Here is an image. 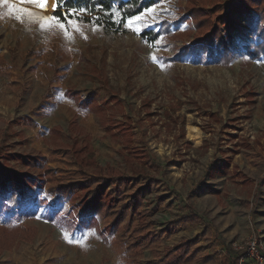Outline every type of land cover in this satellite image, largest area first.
Masks as SVG:
<instances>
[{
    "label": "rangeland",
    "instance_id": "1",
    "mask_svg": "<svg viewBox=\"0 0 264 264\" xmlns=\"http://www.w3.org/2000/svg\"><path fill=\"white\" fill-rule=\"evenodd\" d=\"M195 2L235 18L229 34L223 27L229 61L219 59L217 44L197 45L203 34L188 15ZM239 4L164 1L119 30L74 19L81 32L72 39L58 26L41 29L39 20L10 17L0 5V264H122L100 216L98 226L79 230L77 205L35 202L40 184L69 168L51 150L73 146H86L81 158L90 173L133 163L138 173L162 180L161 191L144 198L148 210L162 202L151 219L157 230L187 204L206 216L223 244L202 239L212 260L186 264H227L225 252H240L235 248L252 238L262 263L241 252L240 264H264V187H257L264 180V60L245 54L253 36ZM24 6L37 16L57 12L56 3L51 13ZM166 22L178 24L156 41L140 35ZM46 96L54 107H44ZM144 153L167 169L142 165L137 157ZM12 193L20 200L15 209L5 201ZM204 228L189 226L157 252L146 250L142 260L153 261Z\"/></svg>",
    "mask_w": 264,
    "mask_h": 264
},
{
    "label": "trees",
    "instance_id": "2",
    "mask_svg": "<svg viewBox=\"0 0 264 264\" xmlns=\"http://www.w3.org/2000/svg\"><path fill=\"white\" fill-rule=\"evenodd\" d=\"M173 2L175 0H47L45 11L51 13L56 3L57 12L54 16L61 21L66 15L75 10L70 18L94 23L97 26L119 30L128 21H134L151 8L162 2ZM239 15L245 19L246 25L250 28L253 36L252 43L244 47L245 54L251 60H264V0H239ZM113 12L120 23L112 19ZM189 17L195 22L196 29L203 35L198 39L197 45L212 47L218 45L223 49L219 59L229 61V38L224 33L223 27L227 25V33L233 29V18L231 15H219L211 9H206L195 2L188 11ZM178 23H163L160 30H141V36L149 42L156 41L161 33L170 32ZM187 52L183 53L184 57ZM46 109L54 107L55 103L46 96L44 101ZM120 131L128 130L121 126ZM86 146L78 148L73 146L65 150H51L53 156L64 159L68 169L56 170L48 182L40 184V193L35 198L36 203L46 204L53 208L61 207L69 202L73 206L81 208V214L75 215L74 225L79 230L87 229L92 223L99 225V216L103 220V234L119 254L122 264H186L194 261L208 263L212 256L206 254L207 248L200 246V241L214 238L216 242L222 243L217 232H213L212 226L206 216L196 211L190 204H187L175 220L155 228L151 220L160 209L159 205L147 209L145 196L153 191H161L162 180L144 176L138 173L134 164L127 167L106 166L95 173H90L81 156L85 153ZM1 158V156H0ZM137 158L141 164L150 166L152 169H167L157 162L153 153H144ZM0 162V179L4 172ZM258 188L264 187V180L259 181ZM11 209L19 206L18 193L8 194L5 198ZM170 208L171 205H167ZM96 213L97 215H93ZM204 223L205 228L195 239H186L172 248H165L156 254L153 261L142 260L144 252L150 250L157 252L164 241L169 240L174 234L187 229L189 226H196ZM19 227V226H18ZM17 226L11 229H17ZM20 228V227H19ZM227 264H240L241 252H225Z\"/></svg>",
    "mask_w": 264,
    "mask_h": 264
},
{
    "label": "snow or ice",
    "instance_id": "3",
    "mask_svg": "<svg viewBox=\"0 0 264 264\" xmlns=\"http://www.w3.org/2000/svg\"><path fill=\"white\" fill-rule=\"evenodd\" d=\"M24 4H31L34 7L46 9L47 7V0H0V5L7 7V15L12 17L14 16L16 19L21 20L23 22V17H27L29 22H34L36 20H39L41 29L44 28H51L58 26L63 32L66 38L72 39L71 33L73 31L75 32H81V28L79 24L75 21H73L70 17L75 14V10L73 12H70L66 15L63 21H61L56 16L51 17H44V16H37L35 12L30 10L29 8H26ZM133 22L130 20L128 21V24L131 25ZM67 25V27H66ZM136 31H139L138 29H134ZM87 37H85L86 39ZM153 60H156L157 57L153 56ZM87 237H84L83 239H86ZM83 239L79 241V243L83 242ZM72 242V241H70Z\"/></svg>",
    "mask_w": 264,
    "mask_h": 264
},
{
    "label": "built area",
    "instance_id": "4",
    "mask_svg": "<svg viewBox=\"0 0 264 264\" xmlns=\"http://www.w3.org/2000/svg\"><path fill=\"white\" fill-rule=\"evenodd\" d=\"M236 251L245 253V257L251 261L262 263V257L260 255L259 243L256 238L250 239L245 246H239L235 248Z\"/></svg>",
    "mask_w": 264,
    "mask_h": 264
}]
</instances>
